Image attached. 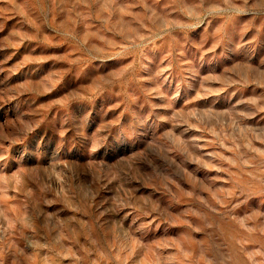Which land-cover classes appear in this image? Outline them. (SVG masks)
Wrapping results in <instances>:
<instances>
[{
    "label": "rangeland",
    "instance_id": "1",
    "mask_svg": "<svg viewBox=\"0 0 264 264\" xmlns=\"http://www.w3.org/2000/svg\"><path fill=\"white\" fill-rule=\"evenodd\" d=\"M0 264H264V0H0Z\"/></svg>",
    "mask_w": 264,
    "mask_h": 264
}]
</instances>
